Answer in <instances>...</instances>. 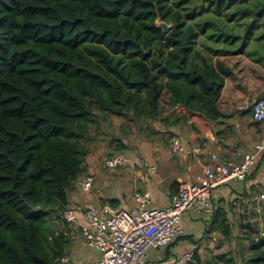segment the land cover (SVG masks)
<instances>
[{
    "label": "trees",
    "instance_id": "trees-1",
    "mask_svg": "<svg viewBox=\"0 0 264 264\" xmlns=\"http://www.w3.org/2000/svg\"><path fill=\"white\" fill-rule=\"evenodd\" d=\"M252 36L264 41V0H0V264L68 254L76 233L61 214L101 115L158 118L166 90L222 117L231 70L212 54L241 53ZM248 252L243 264H264V236Z\"/></svg>",
    "mask_w": 264,
    "mask_h": 264
},
{
    "label": "crops",
    "instance_id": "crops-1",
    "mask_svg": "<svg viewBox=\"0 0 264 264\" xmlns=\"http://www.w3.org/2000/svg\"><path fill=\"white\" fill-rule=\"evenodd\" d=\"M207 43L216 49L229 45L224 38H207ZM212 55L215 62L222 61L231 70L218 100L223 116L212 120L181 104L173 105L166 90L161 96L158 118L136 120L130 113L101 115L100 132L86 159L87 173L94 177L93 187L84 191L75 184L69 192V206L83 209L111 204L132 209L138 205L135 192L144 189L150 192L153 206H167L178 193L181 181H194L199 169L213 162L212 154H217L222 162H239L244 153L263 140L264 121L254 119L252 103L264 96V41L252 36L241 53ZM174 136L188 148L187 153L171 149ZM120 142L125 144L122 150ZM195 146L201 148L200 152L190 151ZM120 152L127 157L124 166L105 164L106 158ZM142 160L156 167L146 185L134 175ZM263 193L264 153L243 181L233 180L213 191L211 214L186 211L182 235L171 245L151 253L148 264H172L174 257L188 251L195 254L194 264H231V257L240 264L238 259L249 254L251 237L259 240L264 236ZM75 233L71 235L68 254L78 264H94L98 251L90 248L77 230Z\"/></svg>",
    "mask_w": 264,
    "mask_h": 264
},
{
    "label": "built area",
    "instance_id": "built-area-1",
    "mask_svg": "<svg viewBox=\"0 0 264 264\" xmlns=\"http://www.w3.org/2000/svg\"><path fill=\"white\" fill-rule=\"evenodd\" d=\"M161 23V22H159ZM170 25V24H169ZM171 26V25H170ZM245 102L250 104L249 99ZM253 117L264 121V96L252 103ZM171 149L187 153L188 148L179 137L171 138ZM199 146L190 151L200 152ZM264 153V138L253 150L244 153L239 162H222L217 154H212L213 162L203 165L192 182L181 181L179 191L169 205H152L150 192L137 190V207L125 209L106 204L103 207L88 206L83 209L68 206L61 214L64 221L71 224L72 233L77 230L85 243L99 253L94 264H148L151 249L165 248L174 243L184 232L182 219L186 211L209 215L213 211L212 193L215 189L233 180L243 181ZM127 157L116 153L106 158L109 167H122ZM154 165H146L143 160L134 170L135 178L148 184ZM94 177L87 172L76 181V185L89 191L93 187ZM264 198V193L261 195ZM194 252L188 251L172 259V264H190ZM56 264H78L69 254L62 255Z\"/></svg>",
    "mask_w": 264,
    "mask_h": 264
},
{
    "label": "rangeland",
    "instance_id": "rangeland-1",
    "mask_svg": "<svg viewBox=\"0 0 264 264\" xmlns=\"http://www.w3.org/2000/svg\"><path fill=\"white\" fill-rule=\"evenodd\" d=\"M228 11V8H223V10H222V14H223V16H224V13H226ZM224 18H225V16H224ZM158 22H160V21H158ZM94 131H96V130H94ZM53 225H57V226H59V227H61V228H63V225L62 224H60V222L59 223H53ZM254 238V237H253ZM256 240V239H255ZM159 249H151V253H156L157 251H158ZM155 256V255H154ZM244 257H246V256H241V259L239 258V257H237V258H239L238 259V261L240 262V264H243V263H245V258ZM154 258H156V256L154 257ZM164 262V261H163ZM194 264V263H193Z\"/></svg>",
    "mask_w": 264,
    "mask_h": 264
},
{
    "label": "water",
    "instance_id": "water-1",
    "mask_svg": "<svg viewBox=\"0 0 264 264\" xmlns=\"http://www.w3.org/2000/svg\"><path fill=\"white\" fill-rule=\"evenodd\" d=\"M159 26L163 29L165 33H168L170 30V25L167 22H161L159 23Z\"/></svg>",
    "mask_w": 264,
    "mask_h": 264
}]
</instances>
